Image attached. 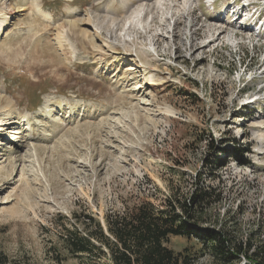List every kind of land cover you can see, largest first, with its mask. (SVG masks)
Returning <instances> with one entry per match:
<instances>
[{"label":"rangeland","instance_id":"rangeland-1","mask_svg":"<svg viewBox=\"0 0 264 264\" xmlns=\"http://www.w3.org/2000/svg\"><path fill=\"white\" fill-rule=\"evenodd\" d=\"M229 1L192 0L190 12L184 0H0L9 264H114L96 239L102 249L72 252L71 232L87 237L93 217L114 241L108 219L145 203L167 216V198L197 179L213 191L202 227L264 242V40L220 13ZM166 245L190 264H222L202 236Z\"/></svg>","mask_w":264,"mask_h":264},{"label":"trees","instance_id":"trees-1","mask_svg":"<svg viewBox=\"0 0 264 264\" xmlns=\"http://www.w3.org/2000/svg\"><path fill=\"white\" fill-rule=\"evenodd\" d=\"M187 196L173 195L167 198L169 215L155 213L150 204H142L130 219H108L107 225L115 240L110 241L102 225L93 217L95 229L87 237L71 232L67 244L72 252L91 253L102 249L93 239L106 243L112 249L114 264H190L183 252H175L166 245L170 236H202L212 247L213 256L222 264L246 258L248 264H264V242L258 246L251 238L248 241H233L219 229L202 227L201 219L210 208L213 197L210 187L198 184ZM215 198L220 194L215 193ZM0 264H9V259L0 254Z\"/></svg>","mask_w":264,"mask_h":264},{"label":"bare ground","instance_id":"bare-ground-1","mask_svg":"<svg viewBox=\"0 0 264 264\" xmlns=\"http://www.w3.org/2000/svg\"><path fill=\"white\" fill-rule=\"evenodd\" d=\"M192 0H184V2H186V5H188V10L191 12L192 11V8L190 7V5H189V3H191L192 4V2H191ZM194 1V0H193ZM231 1V0H230ZM229 1V2H230ZM218 2V1H217ZM228 3V2H227ZM227 5V4H226ZM224 7V6H223ZM222 7V8H223ZM231 7V6H230ZM239 7H232V9L230 10V8L226 11V12H224L225 14H227L226 15V18H228V17H231L232 18V16H233V14L232 13H230V12H232L233 10V12H234V15H235V10H237ZM221 11V10H220ZM220 13H222V11L220 12ZM189 16L188 17H190V13L188 14ZM232 15V16H231ZM220 16H221V14H220ZM220 16H215V20L217 21L218 19H219V17ZM214 18V17H213ZM236 18H238L237 16H236ZM235 18V20H237ZM233 20V19H232ZM234 20V21H235ZM236 23L238 22V21H235ZM241 24H243V23H241ZM132 25V24H131ZM214 25V24H213ZM216 25H218V24H216ZM215 26V25H214ZM213 26V28L215 29V31L214 32H212V29H210L211 30V32H212V35L210 36V37H208V43H211V42H213V41H215V40H217L219 37H220V35H222L226 30H225V28L224 27H222V25H220V26H216V27H214ZM264 26V25H263ZM252 27V31L253 32H255V33H258V31H256V30H253V26H251ZM227 33V32H226ZM233 35V34H232ZM227 36V35H226ZM229 36V35H228ZM232 38H233V36H232ZM230 39V38H229ZM230 41H231V39H230ZM232 41H234V40H232ZM207 44V43H206ZM208 45V44H207ZM207 45H205L204 44V46H202V47H205V46H207ZM195 52H197L196 50L193 52L194 54H195ZM203 59V58H202ZM256 99H255V101L256 102H258V101H260L262 98L261 97H255Z\"/></svg>","mask_w":264,"mask_h":264},{"label":"built area","instance_id":"built-area-1","mask_svg":"<svg viewBox=\"0 0 264 264\" xmlns=\"http://www.w3.org/2000/svg\"><path fill=\"white\" fill-rule=\"evenodd\" d=\"M251 26H253V29H256V30L258 31V27H256L255 24H252ZM236 34L238 35V32H235V33H234V36H235ZM235 37H236V36H235Z\"/></svg>","mask_w":264,"mask_h":264}]
</instances>
